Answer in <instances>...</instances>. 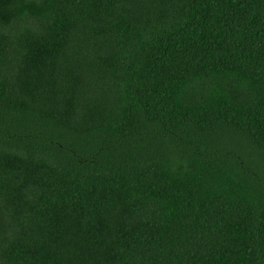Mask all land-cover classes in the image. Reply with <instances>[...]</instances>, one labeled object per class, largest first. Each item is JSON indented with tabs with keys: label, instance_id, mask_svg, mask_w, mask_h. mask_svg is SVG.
<instances>
[{
	"label": "trees",
	"instance_id": "obj_1",
	"mask_svg": "<svg viewBox=\"0 0 264 264\" xmlns=\"http://www.w3.org/2000/svg\"><path fill=\"white\" fill-rule=\"evenodd\" d=\"M0 264H264V0H0Z\"/></svg>",
	"mask_w": 264,
	"mask_h": 264
}]
</instances>
